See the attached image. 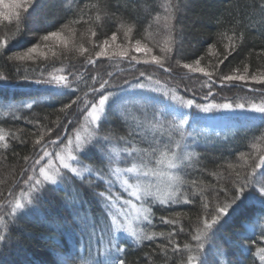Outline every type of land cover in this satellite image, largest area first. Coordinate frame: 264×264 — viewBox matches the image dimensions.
<instances>
[{
    "label": "trees",
    "instance_id": "16d2710c",
    "mask_svg": "<svg viewBox=\"0 0 264 264\" xmlns=\"http://www.w3.org/2000/svg\"><path fill=\"white\" fill-rule=\"evenodd\" d=\"M174 2L179 5L174 36L173 22L166 20L164 13L166 0H39L36 13L26 22L23 12L19 24L15 18L0 21V39L8 40L0 56V75L8 77L7 81L0 80V130L5 133V141L0 142V192L4 196L11 190L16 198H20L26 191L23 179L30 173L21 174L27 166L23 157L34 156V150L38 148L35 146L37 138L43 135L42 143L56 140V144L48 146L51 152L87 122L85 117L90 108L83 110L84 102L91 104L98 102L99 98L89 91L92 77L101 81L109 79L111 73L110 83L119 85L115 90L121 100L118 106L106 108L107 119L100 125V135L110 136L111 141H94L84 146L87 151L79 157L83 162L81 166H88L93 171L81 179L64 170L63 182L56 185L46 183L41 197L10 223L9 238L0 245V264H100L106 260L114 264L117 257H123L126 264H189V255L198 253L189 252L183 246H195L191 237L201 226L200 218L207 215L210 219L217 206L231 204V197L237 194L234 185L243 177L248 176L253 182L262 179L264 165L260 164L259 158L264 156V121L260 114L247 112L243 116H232L236 125L228 134L193 139L185 133L182 143L191 147L195 154L181 174L189 182L185 189L193 203L153 206L152 223L143 222L139 227L148 234L164 232V237L137 242L132 236L125 237L121 233L117 240L109 243V205L96 193L108 195L105 181L112 177L107 153L113 147L122 149L128 146L120 137L138 148L147 147L148 141L159 138L160 150H166L163 143L169 137L171 115L158 116L156 110L163 105H177L178 102L171 99L173 95L184 100L195 98L196 103L202 105L231 103L235 106L243 103L249 108L251 104L264 103V94L242 86L247 84L227 86L225 82V86H221L219 82L221 75H243L246 68L249 75L264 73V8L261 7L264 0ZM65 23L73 31L83 34L82 38L71 37L72 45L59 47L60 44L55 43L51 50L29 59H7L40 44L49 31H62ZM129 27L132 28L130 37L119 40L118 36ZM113 33L119 45H129L128 57L113 55L121 51L122 47L118 45L112 49L113 53L96 57L95 52L100 51L104 40L110 41ZM137 41L144 46L172 47L173 51L167 53L164 61L165 67H171L172 71L165 72L158 65L131 60L132 56L144 60L141 58L144 53L135 54L130 49ZM81 47L87 51L81 52ZM89 56L95 64L87 62ZM197 59L200 60L199 67L211 72L216 81L211 89L212 95L207 99L205 95L209 89L204 86L207 77L183 69V64L195 65ZM221 60H224L223 64ZM141 72L152 76L150 88L160 87L162 90L149 91L154 95L152 99H147L151 98L150 94L128 98L132 89L124 84L125 80L136 83L139 79L148 84L144 77H140ZM25 74L27 80L23 78ZM73 75L79 79H74ZM61 76L68 78L75 91L55 83L34 82ZM157 80L159 86L154 83ZM249 85L264 89V85L254 82ZM137 91L146 93L147 90ZM163 92L168 95L164 96ZM76 96L80 100L62 111ZM135 101L146 102L145 116ZM29 103L33 105L31 109L26 107ZM119 110L126 112H123L124 116ZM127 110L132 111L133 118L138 113L136 121L128 119ZM190 111L193 114L203 112L195 108ZM172 135L179 139L174 131ZM4 143L8 148H4ZM31 162L30 159L28 164ZM133 163L139 161L121 154L119 164L113 162L111 167H130ZM155 166L149 164V167ZM253 168L255 176L250 175ZM237 173H240L239 177ZM192 181H195L194 186ZM111 191L122 199L132 198L118 183ZM194 191L198 195L193 196ZM252 191L251 185L246 187L244 195L249 198L236 211L230 209L228 215L213 227L204 249L206 264H264L261 259L264 257V251H261L264 249V204L259 198L252 199L249 195ZM205 203L208 204L206 210ZM176 213L181 216L177 217ZM161 217L179 219L180 223L163 224ZM7 219L13 220L11 217ZM181 225L183 232L179 231ZM173 230L177 234L172 239L180 245V251L176 252L167 239V234ZM117 244L124 251L117 252Z\"/></svg>",
    "mask_w": 264,
    "mask_h": 264
},
{
    "label": "snow or ice",
    "instance_id": "6c2138e0",
    "mask_svg": "<svg viewBox=\"0 0 264 264\" xmlns=\"http://www.w3.org/2000/svg\"><path fill=\"white\" fill-rule=\"evenodd\" d=\"M0 21L5 19L12 20L15 18L17 24L21 22V12L25 15L23 17L24 22L30 19L37 11L39 6V0H8L7 3L4 0H0ZM99 7V6H97ZM264 8V5L261 6ZM4 8H7L8 11L5 12ZM164 13L166 20L173 22L172 32L173 36L175 33V22L177 21V16L179 12V5L174 2V0H166V3L163 5ZM31 9V11H29ZM82 18V17H81ZM99 19V15H97ZM78 21H72L76 23ZM123 27V25H121ZM64 28L68 30V38L70 39L74 36L73 30L69 27L68 23H65ZM128 32L132 31V28L127 29ZM93 36L96 35L95 32L92 33ZM53 39H59L62 42H67L62 31H49L47 35L42 37L43 41H50ZM111 40H116L115 33L112 34ZM8 44L7 39H0V56L3 55V50ZM109 40H104L101 50L95 52L96 57L106 56L109 54ZM40 45H36L33 48H29L27 52L18 54L16 56H8V60H25L29 59L31 53L35 52ZM135 50L137 52L144 51L146 58L143 61L137 59L136 56H132L131 60L136 61V63L143 64H155L159 68L163 69L165 72H171V67H165V57L167 53L173 51L172 47L165 46L160 48V52L164 55H154L151 48H142L139 41L135 44ZM81 52L87 51L81 47ZM129 49H122L121 51L113 53V55L127 58ZM227 59V56L224 57ZM87 62L89 64H95V61L91 56L87 57ZM179 64V61H176ZM221 64L224 63V60L220 61ZM200 60L195 61L193 64H183L185 69H188L191 72H200L207 77L205 85L209 91L205 95V99L212 95V86L216 83L212 79L213 74L206 71L204 68L199 67ZM109 79H102L98 81L96 77H92V86L89 88V91L98 95V102H93L88 104L84 102L83 110L90 108V111H87V116L85 120L87 121V126L84 128V136H81L79 133L76 135V149L74 150L76 154H73V150H69L61 153H53L48 151L49 144H56V140H49L47 143H42L44 141V136L41 135L35 140V146H38L34 150V156H24L23 160L26 163V167L22 169V175L27 174L23 179V183L26 185V191L21 193L20 198H16L14 193L9 190L7 196H4V193L0 192V196H4L3 199H0V245L4 244L5 241L9 238V225L18 219L19 215H22L24 211L27 210L28 206L33 205L37 201L45 188L46 183H51L56 185L63 182L64 180V170H67L69 173L74 174L76 177L83 179L86 173H91L93 170L88 166H81L83 164L82 160L79 157L86 153L87 149L84 147L86 145H91L92 142L106 141L110 142L111 137L108 135H100V125L103 120L107 119L106 108L111 109L114 106H118L121 103L118 92L115 90L119 85L111 84V73L108 74ZM140 77H144L148 84L137 79L136 83H131L128 80L124 81V84L128 85L129 88L133 90H151L156 92H161L160 87L149 88V84L153 83V78L151 75L145 76L144 72L140 73ZM24 80H27L28 77L25 74L23 76ZM74 79H79V77L73 75ZM8 77L5 75H0V80L7 81ZM232 81H243L248 82L252 81L255 84L264 85V73L249 75L247 68L243 75L231 74V75H221L219 77V82L221 86H225V82ZM35 83H43L47 85H52L53 83L57 85H63L68 88L70 91H75L72 89L71 84L68 82L66 76H61L59 78L53 77L49 80H36ZM159 86L160 81L157 80L154 82ZM98 84V87L96 85ZM253 91H259L264 94V89H253ZM164 96H167V92L162 93ZM95 100V97L93 98ZM172 100L177 101L180 107H187L189 109L195 108L203 112H209L212 108L218 109H229L233 110V105L231 103L224 104H199L196 103L195 98L184 100L180 96L173 95ZM80 100L79 96H76V99L72 100L71 103L66 104L62 111L69 109L73 104H76ZM27 108L31 109L32 104H27ZM235 109L245 111V105L243 103H238L235 105ZM178 110V109H177ZM258 114L260 118L264 121V103L259 105H251L250 109ZM71 123V120H68ZM189 120L185 115L179 119L178 123L170 124L169 127V137L163 143V147L166 150H160L161 140L159 138L147 142V147L138 148L135 147L131 141L125 140L124 137H120V140H123L127 147L122 149H117L113 147L108 153L107 158L109 160V173L112 179L105 181L107 184L108 195H105L104 192L96 193L97 196L105 200L109 209L107 215L109 216V243L111 244L114 240H117V233L121 231H126L131 234V236L137 241L142 242L144 240L153 241L159 237H164L165 233L152 232L148 234L143 227H138L143 222H147L149 225L152 223V209L156 204L159 205H180V204H191L193 203L192 199L189 198V192L185 189V186L189 183L186 181L181 174L185 167L188 166V162L192 160V153L186 151L187 144L182 143L185 140L184 128L188 125ZM175 132L179 139H175L172 135V132ZM14 139L18 137L13 136ZM58 139H60L58 137ZM5 141V133L3 130H0V142ZM23 142V141H22ZM72 141L68 140V144H71ZM4 148H8V144L4 143ZM158 153V155H157ZM123 154L125 157L132 160H138L139 163H133L130 167H111L113 162L119 164V158ZM57 156L59 160V166H55L53 162V156ZM46 162L42 163V161ZM31 159V163L28 164V161ZM261 165H264V156L259 158ZM150 163H154L155 167H149ZM231 167V166H230ZM136 174L133 177H129V174ZM255 176V168L252 169L251 174ZM237 176H240V173H237ZM149 177L155 178L154 180L148 179ZM262 179L256 180L253 182L248 179V176H245L241 181L235 184L236 195L231 197V204H226L223 207L217 206L214 210V214L211 215L209 219L207 215L203 218H200L201 226L196 229V234L191 238L195 241V246L192 244H184V249L189 252L198 253V255H189L188 260L189 264H206V254L204 253L205 245L210 239V233L213 230V227L220 221L223 216H227L229 210L236 211L240 204L244 200L248 199V196H245L246 187L249 185L252 186V193L249 195L252 199L259 198L260 203L264 204V172L261 173ZM102 179V178H101ZM19 182V181H17ZM115 183H118L120 187L123 188L125 192H128L130 196L134 197L139 206L136 203H133L131 199H122L119 194L112 193V188ZM192 185H195V181L191 182ZM226 191V190H225ZM193 196L198 195L197 192H192ZM11 198V199H9ZM122 200V205H128L135 210L136 215H131L126 211L122 206L117 207V203ZM205 210L208 208V204L203 205ZM5 209H8L5 211ZM115 210L114 212L112 210ZM177 217L181 216V213H176ZM7 217L13 218V220L7 219ZM161 223L167 225H177L180 223L179 219H168L166 217H161ZM137 225V226H134ZM103 231V230H102ZM180 232L184 231L183 226L179 228ZM176 231H170L167 234V239L169 243L173 245V251H180V245L172 239L176 235ZM117 252L124 251L117 244ZM264 251V249H261ZM264 260V257H261ZM100 264H112L111 261H102ZM114 264H126L123 257H117L114 261Z\"/></svg>",
    "mask_w": 264,
    "mask_h": 264
},
{
    "label": "rangeland",
    "instance_id": "374dc122",
    "mask_svg": "<svg viewBox=\"0 0 264 264\" xmlns=\"http://www.w3.org/2000/svg\"><path fill=\"white\" fill-rule=\"evenodd\" d=\"M4 2L7 3L8 0H4ZM0 7H2V5H0ZM4 11L7 12L8 9L7 8H4ZM62 32H63V34L65 36V39H66V41L68 43L67 42L66 43L65 42H62L59 39H53V40H50V41H43V40H41L42 42L40 44H36V45H40L39 48H37L35 52L31 53V56L32 55L43 54L46 51L51 50L53 48L52 45L53 44L55 45V43L60 44L59 47L66 46V44L69 45V43H70V45H72V43H74V41L72 39H69L68 38V30L67 29H63ZM73 32H74V36H72V38H76V39H81L82 38V35L83 34L78 33L76 31H73ZM128 37H130V32L123 31L121 33V35L118 36V39L119 40H122V39H127ZM114 43H117V44L114 45ZM36 45H33L30 48H33ZM117 45L119 47H122V45H119L116 40L115 41H112L110 39L109 45H108L109 54L111 52L113 53L114 50H112V49H116L115 47H117ZM101 46L99 47L100 50H101ZM141 46H142V48H151L153 53H161L160 52V48H158L159 47V44H156V45L154 44V47H151L148 44L146 46H144V45H141ZM128 47H129V45L127 43H125V44H123L122 49H125V48L127 49ZM130 49L135 54L136 53L137 54L144 53V51L137 52L135 50V46L134 47H131ZM27 51H28V49L26 51H24V52H27ZM24 52L21 51V52H19V54L24 53ZM141 58H143V59L146 58L145 53L143 54V57H141ZM201 68H203V67H201ZM183 69L185 71L191 72L188 69H185V68H183ZM192 73H200V72H192ZM242 84H247V86L242 85ZM249 84H252V81H248V82L232 81V82H229V83L226 82V85L227 86H229V85L230 86H232V85H239V86L242 85V86L246 87L247 89H257L255 86L253 87V86H251ZM149 91L152 92L151 90H147L146 93L145 92L143 93L141 91H137V90H133L132 89L130 92H128V94H129L128 95L129 96L128 98H130L132 96H133V98H136L134 96H137V95L138 96H142V95H145V94H148V95L150 94L151 95V98L148 97L147 99H152V97L154 95L152 96V94L149 93ZM135 103L138 106V110H141L142 115L145 116V113L146 112H144V110L147 108L146 105H145L146 102L135 101ZM259 104H261V103H259ZM259 104H257V105H259ZM251 105H253V104H251ZM245 109H246L245 111H241V110L235 109V106H233V110L212 108L211 111H209V112H202V113H199V114H193V113H191V111H190L189 108H187V107H180L179 104H177V105H174V106H171V107H168V106H164L163 105L162 108L160 107L156 111L158 112L157 113L158 116L161 115V114H164L165 116L167 114H170L171 115V120H170L169 123H171V124L172 123H178L179 119L186 115L188 117L189 123H188V125L185 126L184 132L185 133H188L191 136H193L194 137L193 139H199V138H202V137H208L210 135H216V134L217 135H220V134H223L224 135V134L230 133L235 128V125H236V123L231 120V117L232 116H235V117L238 116V115L243 116L247 112L256 113L254 111L248 110V109H250V107L249 108H245ZM130 111L131 110H129V111L127 110V113L130 116V117H128V119H130V121H131V120H134L136 118V116H137L138 113H136L134 115V118H133V116L131 115L132 111L131 112ZM119 112L121 113V115L123 114V112L126 113L125 111H122V110H119ZM122 116H124V115H122ZM136 120L137 119H135V121ZM86 126H87V122H85L84 125L79 130H76L73 133L72 137L68 138L67 141L63 145L59 146L57 149L52 150L51 152L63 154L66 151L73 150V154L75 155L76 152L74 150L76 149V145H77L76 135H77V133H79L81 136H84L85 135L84 128ZM68 140H71L72 143L71 144H68ZM184 141H182V142H184ZM184 144H186V143H184ZM186 151L189 152V153H192L193 154L192 157L195 154L194 151H193V149L191 147L190 148L187 147ZM46 160H47V158H45V161H42V163L46 162ZM53 162H54V165L55 166H59L58 157L55 156V155L53 156ZM133 175L135 176L134 173L133 174H129V177H132ZM150 179L151 180H154L155 178L154 179L153 178H150ZM130 199L133 201V203H136L139 206V202H137L134 197H132ZM121 206L126 211H128L131 215H136L135 210L132 209L130 206H128V205H122V200L117 203V207H121ZM112 211L114 212L115 210L113 209ZM82 223L84 225H86V220H83ZM134 226H137V225L134 224ZM121 233L125 237H126V235H129V236L131 235L130 233H128L126 231H121V232L117 233L116 235L117 236L122 235Z\"/></svg>",
    "mask_w": 264,
    "mask_h": 264
}]
</instances>
